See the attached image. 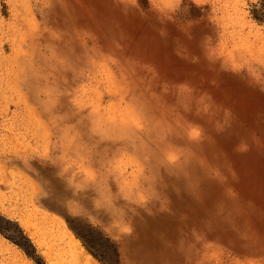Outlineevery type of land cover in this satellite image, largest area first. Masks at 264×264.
I'll list each match as a JSON object with an SVG mask.
<instances>
[{"label": "rangeland", "instance_id": "374dc122", "mask_svg": "<svg viewBox=\"0 0 264 264\" xmlns=\"http://www.w3.org/2000/svg\"><path fill=\"white\" fill-rule=\"evenodd\" d=\"M0 264H264V0H0Z\"/></svg>", "mask_w": 264, "mask_h": 264}]
</instances>
